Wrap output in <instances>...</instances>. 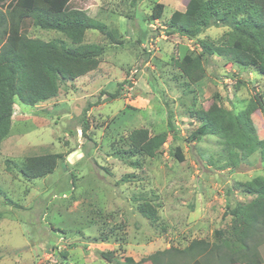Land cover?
<instances>
[{
  "label": "rangeland",
  "instance_id": "rangeland-1",
  "mask_svg": "<svg viewBox=\"0 0 264 264\" xmlns=\"http://www.w3.org/2000/svg\"><path fill=\"white\" fill-rule=\"evenodd\" d=\"M187 2L72 0L117 31L122 44L110 45L96 31L85 33V43L105 47L97 70L102 90L97 87L83 98L67 87L69 99L62 108L49 101L14 106L11 134L0 147V264H108L99 252H111L119 261L130 254L139 261L169 247L182 249L192 239L214 243V231L229 228V207L254 199L239 184L262 174L257 155L236 169L222 168L216 137L185 139L199 126L188 116L192 110L206 108L217 94L236 113L255 94L263 96L264 78L212 57L204 80L186 84L172 58L196 52V42L165 31L171 13L183 11ZM156 3L164 5V12L149 22ZM225 31L210 28L202 37L217 39ZM27 36L69 43L59 32L36 27L28 28ZM118 84L120 98L109 99L107 93ZM166 106L177 140L169 135L154 158L132 156L128 133L140 127L151 134L168 131ZM83 120L88 129L82 135ZM252 121L264 138V113L256 111ZM175 147L181 162L173 155ZM56 153L69 154L48 176L27 180L18 171L26 157ZM143 201L156 209L153 221L137 213ZM106 236L107 241H94ZM257 253L264 264V239ZM174 260L190 259L176 255Z\"/></svg>",
  "mask_w": 264,
  "mask_h": 264
},
{
  "label": "trees",
  "instance_id": "trees-1",
  "mask_svg": "<svg viewBox=\"0 0 264 264\" xmlns=\"http://www.w3.org/2000/svg\"><path fill=\"white\" fill-rule=\"evenodd\" d=\"M0 7L1 147L11 134L16 103L34 107L56 98L62 84L98 70L105 47L85 43L87 31L98 32L110 45L122 42L117 31L73 6L72 0H0ZM163 12L164 5L156 3L147 21L161 19ZM30 27L59 32L69 43L60 39L29 38ZM210 28L226 31L217 39L202 37ZM165 33L196 42V52L188 51L180 58H172L173 66L188 85L198 86L204 80L206 64L212 57L264 78V0H188L183 11L171 13ZM120 92L121 84H118L117 90L107 95L116 100ZM263 96L255 94L235 113L226 109L215 94L206 108L192 110L188 115L199 126L185 141L191 143L209 135L216 137L225 160L222 168L236 169L254 155L258 156L261 167V175L239 184L241 192L254 199L229 207L226 213L231 218L229 228L214 231L217 242L192 239L182 249L169 247L137 262L131 257L119 261L111 252H99L104 261L108 264H262L257 247L264 239V138L260 137L252 116L256 111L264 113ZM166 110L168 131L151 134L144 127L132 129L126 137L130 154L154 158L162 152L169 135L171 140H177L172 111L167 106ZM82 125L83 135L88 129L87 121L83 120ZM68 154L26 157L17 166L18 171L27 180L43 178L52 174L58 163L66 161ZM173 155L179 162L183 161L179 148L173 149ZM136 210L148 221H153L157 213L147 201L139 203ZM226 232L229 236L225 238ZM107 238L94 241L104 242ZM176 255L190 260L176 262Z\"/></svg>",
  "mask_w": 264,
  "mask_h": 264
},
{
  "label": "crops",
  "instance_id": "crops-1",
  "mask_svg": "<svg viewBox=\"0 0 264 264\" xmlns=\"http://www.w3.org/2000/svg\"><path fill=\"white\" fill-rule=\"evenodd\" d=\"M178 9L179 8H176L175 10H178ZM179 11H182V10H179ZM97 77H98L97 71H93V72H91V73H89V74H87V75H85L83 77L77 78L73 82H68V83L62 84L60 86V91H59V94L57 95V97L55 99L48 100L49 102H47V105H50V106H54L55 105L58 108H62V106L67 104L68 99H69L68 98L69 95L64 93V91L67 89V87H71L72 90H74L75 92L79 93L80 95H83L84 97L81 96L83 98H87L86 95H85L86 93H89V92L94 93L95 92V88H97V87L98 88L96 89V91L98 89H99V91L102 90V86L101 85L97 86L98 83H99L98 80H100V79H97ZM91 96L88 97V98H91ZM93 107H91V109ZM91 109H89V111ZM91 112H92V110H91ZM125 257H131L134 261L137 262V260H135V258L133 256H131L130 254L125 256Z\"/></svg>",
  "mask_w": 264,
  "mask_h": 264
}]
</instances>
